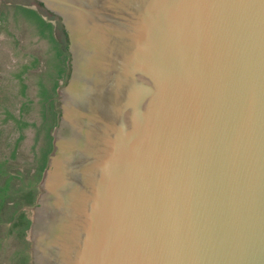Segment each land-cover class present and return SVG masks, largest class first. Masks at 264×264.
Returning a JSON list of instances; mask_svg holds the SVG:
<instances>
[{
    "label": "water",
    "instance_id": "1",
    "mask_svg": "<svg viewBox=\"0 0 264 264\" xmlns=\"http://www.w3.org/2000/svg\"><path fill=\"white\" fill-rule=\"evenodd\" d=\"M68 53L30 264H264V0H26Z\"/></svg>",
    "mask_w": 264,
    "mask_h": 264
},
{
    "label": "rangeland",
    "instance_id": "2",
    "mask_svg": "<svg viewBox=\"0 0 264 264\" xmlns=\"http://www.w3.org/2000/svg\"><path fill=\"white\" fill-rule=\"evenodd\" d=\"M63 44L37 4L0 0V264H30L27 225L68 72Z\"/></svg>",
    "mask_w": 264,
    "mask_h": 264
},
{
    "label": "trees",
    "instance_id": "3",
    "mask_svg": "<svg viewBox=\"0 0 264 264\" xmlns=\"http://www.w3.org/2000/svg\"><path fill=\"white\" fill-rule=\"evenodd\" d=\"M66 52H67V50H66ZM68 58H69V56H68ZM57 114H58V112H57ZM58 118V117H57ZM57 118H56V122L54 123V125L52 126V129L56 126V124H57ZM52 129H51V131H52ZM51 149H52V147H51ZM51 151V150H50ZM50 153V152H49ZM47 162V161H46ZM46 167V164H45V166H44V168ZM44 168H43V170H44ZM43 172V171H42ZM41 178V177H40ZM34 203H35V199L33 200V202H32V204L34 205ZM29 225H30V222L28 223V225H27V228H29Z\"/></svg>",
    "mask_w": 264,
    "mask_h": 264
},
{
    "label": "flooded vegetation",
    "instance_id": "4",
    "mask_svg": "<svg viewBox=\"0 0 264 264\" xmlns=\"http://www.w3.org/2000/svg\"><path fill=\"white\" fill-rule=\"evenodd\" d=\"M23 218H24V216H23ZM19 219L21 220V215L19 216Z\"/></svg>",
    "mask_w": 264,
    "mask_h": 264
}]
</instances>
